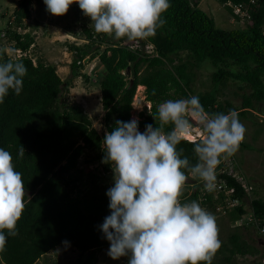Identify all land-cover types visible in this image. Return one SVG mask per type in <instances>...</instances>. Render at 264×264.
I'll list each match as a JSON object with an SVG mask.
<instances>
[{
	"label": "trees",
	"instance_id": "trees-1",
	"mask_svg": "<svg viewBox=\"0 0 264 264\" xmlns=\"http://www.w3.org/2000/svg\"><path fill=\"white\" fill-rule=\"evenodd\" d=\"M32 2L20 0L13 20L0 34V49L8 46L14 52L11 55L5 51L0 62L19 60L28 69L21 94L10 92L0 104V147L12 154L25 185V209L17 224L18 234L8 238L5 250L0 252V264H41L42 259L46 261L42 264H52L48 253L64 241L78 252L75 264H96L98 251L110 246L100 227L111 213L106 194L110 185L106 180L113 168L102 162L105 134L114 129L117 120L132 119L139 85L145 86L146 99L151 103L148 112L140 113L139 129L144 131L147 124L158 127V105L194 95L195 68L206 60L213 66L208 74L212 85L225 87L229 80L239 81V89L246 93L240 110L225 98L218 102L210 90L199 93L196 96L205 110L210 114L231 109L243 116L256 114L254 101L264 103V0H218L236 22L241 17L234 5L242 4L246 10L242 17L247 22L231 30L216 27L213 16L200 7L202 0H171L170 8L163 14L165 23L156 28L155 34L135 38L143 46L147 41L154 46L156 52L150 54L142 46L125 44L126 36L115 38L113 34L97 33L94 26L83 27L81 33L75 28L73 32L69 30L85 38L82 44H70L75 54L71 70L74 76H83L89 82L93 79L99 85L106 132L94 127L82 104L62 98L65 81L56 66L28 52L35 35L21 29L31 16ZM70 7L77 16L80 11L84 13L78 3ZM17 50L19 56L15 55ZM92 53L96 54L90 60L98 57L102 68L85 72V59ZM171 128V124L165 125L164 131ZM201 139H185L177 146L193 164L198 162L194 146ZM21 146L25 149L23 157L18 155ZM227 160L217 167L214 190L208 191L205 182L194 177L193 183L185 182L181 201L196 200L216 219L228 215L232 228L252 229L261 238L264 198L252 195L254 184L234 154ZM242 218L245 225H233ZM218 237L221 247L212 264H237L238 256L261 252L241 231L228 235L219 232ZM252 262L248 264H255Z\"/></svg>",
	"mask_w": 264,
	"mask_h": 264
},
{
	"label": "clouds",
	"instance_id": "clouds-1",
	"mask_svg": "<svg viewBox=\"0 0 264 264\" xmlns=\"http://www.w3.org/2000/svg\"><path fill=\"white\" fill-rule=\"evenodd\" d=\"M44 3L47 11L57 16L66 14L73 3H78L97 33L128 39L154 35L156 28L165 23L163 14L171 6V0H44ZM134 41L125 44L144 47L140 40ZM149 44L147 41L145 45ZM143 50L148 54L156 52L153 45ZM5 51L0 49V55ZM27 71L22 61L0 62V104L10 92L21 94ZM158 119V127L147 124L143 132L139 129V118L117 120L103 139L102 162L110 164L115 173L114 185L106 193L111 213L100 225L110 242L108 255L114 260L127 256L128 264H212L221 247L216 217L196 200L182 202L180 194L189 175L202 179L208 191L215 189L217 167L222 159L238 151L246 127L237 110L210 114L196 95L160 103ZM193 120L204 132L194 146L198 157L195 164L182 154L183 149L177 148L182 140L191 139ZM169 124L172 128L165 132L164 126ZM18 155H25L23 146ZM24 198L22 173L16 170L10 151L0 147V252L5 250L8 238L18 234ZM258 258L257 264H264V257Z\"/></svg>",
	"mask_w": 264,
	"mask_h": 264
},
{
	"label": "rangeland",
	"instance_id": "rangeland-1",
	"mask_svg": "<svg viewBox=\"0 0 264 264\" xmlns=\"http://www.w3.org/2000/svg\"><path fill=\"white\" fill-rule=\"evenodd\" d=\"M20 0H0V34H4V27L7 26L9 21L14 18V11L18 7ZM231 4V2H229ZM200 7L204 9L208 14L212 15L216 27L223 28L225 30H231L233 28L241 27L240 24H245L247 20L241 17L238 22L232 19L229 10L218 2V0H202ZM232 19V20H231ZM26 27L21 29V32L31 31L35 35V43L32 45L30 55L36 59H42L46 63H52L56 66L58 73L65 81L62 92V98L66 99L70 103L82 104L88 114L93 119L94 127L100 132H106V125L103 120L104 110L101 101L100 87L97 83L86 81L83 76H74L71 70V64L74 60L75 54L70 49V44L75 43L77 45L84 43L83 37H77L74 35L73 29H77L78 33L82 32L83 27L91 26L93 23L89 16H86L82 11L77 16L73 8H69L68 12L62 16L51 14L47 11V6L44 0H33L31 4V16L25 20ZM94 26V25H92ZM91 26V27H92ZM72 32H70V31ZM0 35V36H1ZM114 35V34H113ZM116 38V37H115ZM128 44L135 43L132 39H126ZM144 47H152L151 44ZM6 51L14 55V52L10 47L6 46ZM149 49V48H148ZM96 53H94L95 55ZM15 55L19 56L20 51L17 50ZM84 71L89 72L97 68H102V64L98 57H95L92 61L85 62ZM212 65L210 60H206L199 67L195 68L197 75L193 83L194 95L202 94L209 91L216 95V99L219 102L224 98L233 102L237 109L242 107V101L244 100L243 94L246 92L241 89L239 81H230L224 87L223 85H212L209 81L208 74L212 73ZM251 89H247V92ZM226 94H223V93ZM264 101V100H263ZM254 105L257 108L256 114L247 113L246 116L239 114L240 121L246 127V134L243 143L240 144L238 151L234 154L235 159L241 164L245 170L249 180L254 184L255 190L252 192L253 196L264 198V103L254 101ZM150 103L146 99L145 87H137V92L134 96L132 119L141 118V112H148ZM263 108V109H262ZM261 109V111H260ZM193 122V131L191 139L196 140L198 137L201 126L195 120ZM143 132V130H140ZM196 131V132H195ZM201 132V131H200ZM197 134V135H196ZM228 157L226 158V160ZM225 159H222L223 162ZM83 161V157H81ZM229 161V160H227ZM226 162V161H225ZM89 169L92 166L88 167ZM100 170H98L99 172ZM114 170L108 175L107 183L112 187L114 185ZM194 176L188 177L187 183L194 182ZM183 190V189H182ZM189 190V189H187ZM190 191V190H189ZM188 191V192H189ZM181 199V197H180ZM219 217V215H217ZM217 225L219 232L228 235L235 231H241L243 237L249 242L256 244L261 252L256 256H238L237 264H248V262L255 261L258 257H264V240H262L254 230L244 228H232V225L228 222V215L217 218ZM244 221H238L233 224H244ZM250 230V231H249ZM254 231V232H253ZM253 232V233H252ZM109 247L99 250L98 261L96 264H128V257L124 256L119 259H112L108 255ZM51 252L48 258L50 259ZM45 259V260H48ZM258 260H260L258 258ZM78 261V252L69 245L64 243L59 245L52 251V259L49 260L52 264H75ZM46 262L42 259L40 262ZM253 263V262H252ZM255 264L257 262L255 261Z\"/></svg>",
	"mask_w": 264,
	"mask_h": 264
},
{
	"label": "built area",
	"instance_id": "built-area-1",
	"mask_svg": "<svg viewBox=\"0 0 264 264\" xmlns=\"http://www.w3.org/2000/svg\"><path fill=\"white\" fill-rule=\"evenodd\" d=\"M256 0H251V2H255ZM242 4H239V5H234V8H235V11L237 12V14L238 15H240L241 17L242 16H244V15H246L245 13H246V10H243V8H242ZM200 129H202V126H201V128ZM201 131V132H200ZM198 133H199V135H198V137H201V134L203 133L204 134V132H203V129L202 130H200ZM196 132V131H195ZM197 135V134H196Z\"/></svg>",
	"mask_w": 264,
	"mask_h": 264
},
{
	"label": "water",
	"instance_id": "water-1",
	"mask_svg": "<svg viewBox=\"0 0 264 264\" xmlns=\"http://www.w3.org/2000/svg\"><path fill=\"white\" fill-rule=\"evenodd\" d=\"M93 54H94V53H92L89 57H87V58L85 59V62L88 61L89 58H90ZM129 70H130V69H129Z\"/></svg>",
	"mask_w": 264,
	"mask_h": 264
},
{
	"label": "bare ground",
	"instance_id": "bare-ground-1",
	"mask_svg": "<svg viewBox=\"0 0 264 264\" xmlns=\"http://www.w3.org/2000/svg\"><path fill=\"white\" fill-rule=\"evenodd\" d=\"M140 88H143V85H140ZM264 237V236H263Z\"/></svg>",
	"mask_w": 264,
	"mask_h": 264
}]
</instances>
